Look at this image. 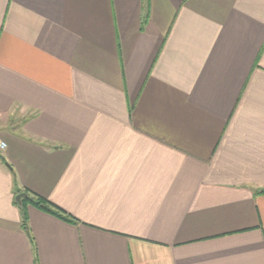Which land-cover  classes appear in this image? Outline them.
Returning a JSON list of instances; mask_svg holds the SVG:
<instances>
[{
	"label": "crops",
	"instance_id": "1",
	"mask_svg": "<svg viewBox=\"0 0 264 264\" xmlns=\"http://www.w3.org/2000/svg\"><path fill=\"white\" fill-rule=\"evenodd\" d=\"M1 142L0 264H264V0H0Z\"/></svg>",
	"mask_w": 264,
	"mask_h": 264
},
{
	"label": "trees",
	"instance_id": "2",
	"mask_svg": "<svg viewBox=\"0 0 264 264\" xmlns=\"http://www.w3.org/2000/svg\"><path fill=\"white\" fill-rule=\"evenodd\" d=\"M19 191H16V194H18ZM260 193L264 194V190L260 191ZM29 202L30 204H32L34 207L39 208L40 210L47 212L49 214H52L56 217H59L61 219H65L70 221L71 219L69 218V216L61 209H59L57 206L51 204L49 201H47L46 199L42 198V197H38V196H28L27 198H25V200L22 201V206L24 208V203ZM22 211V210H21ZM22 221H23V226H26V215L25 213H23L22 216Z\"/></svg>",
	"mask_w": 264,
	"mask_h": 264
},
{
	"label": "water",
	"instance_id": "3",
	"mask_svg": "<svg viewBox=\"0 0 264 264\" xmlns=\"http://www.w3.org/2000/svg\"><path fill=\"white\" fill-rule=\"evenodd\" d=\"M25 197H27V195L24 194V193H19V194H17V195L15 196V201H16V203L20 205V204H21V199H22V198H25Z\"/></svg>",
	"mask_w": 264,
	"mask_h": 264
},
{
	"label": "built area",
	"instance_id": "4",
	"mask_svg": "<svg viewBox=\"0 0 264 264\" xmlns=\"http://www.w3.org/2000/svg\"><path fill=\"white\" fill-rule=\"evenodd\" d=\"M5 148V144L4 143H0V151H2Z\"/></svg>",
	"mask_w": 264,
	"mask_h": 264
}]
</instances>
